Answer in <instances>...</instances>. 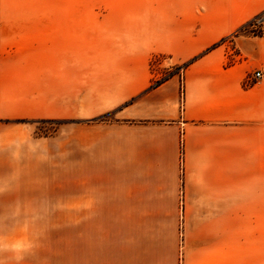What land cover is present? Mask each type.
<instances>
[{
	"label": "rangeland",
	"instance_id": "obj_1",
	"mask_svg": "<svg viewBox=\"0 0 264 264\" xmlns=\"http://www.w3.org/2000/svg\"><path fill=\"white\" fill-rule=\"evenodd\" d=\"M196 3L0 0V129L3 139L12 140L14 156H24L28 146L39 157L44 142L75 124L119 122L120 108L89 112L99 100H109V61L148 51L156 76L181 75L192 61L175 66L157 46L207 40L197 33L202 6ZM252 21L255 26L248 27ZM252 21L218 39L205 54L229 46L227 65H233L236 40L264 31V13ZM59 97L79 100L78 113L71 114L75 110L68 105L58 107ZM16 174L13 185L2 190L15 194L9 199L17 203L3 206L29 209L0 210V264H264V211L232 209L239 206L232 203L210 212L45 209L91 206L90 194L109 190V180H76V185L61 180V192L81 194L80 203L64 205L40 170ZM184 186L180 177L179 202Z\"/></svg>",
	"mask_w": 264,
	"mask_h": 264
},
{
	"label": "crops",
	"instance_id": "obj_2",
	"mask_svg": "<svg viewBox=\"0 0 264 264\" xmlns=\"http://www.w3.org/2000/svg\"><path fill=\"white\" fill-rule=\"evenodd\" d=\"M199 2L197 33L207 40L157 46L175 66L192 61L181 75L156 76L148 51L109 61V103L99 100L89 112L120 108L119 122L69 126L42 144L39 157L28 146L24 156L15 157L12 140L3 139L0 129V210L29 209L3 206L17 202L2 187L12 186L19 171L40 170L45 185L57 187V200L64 205L67 200L80 203L81 194L61 192V180H74L75 185L76 180H109V190L90 194L95 197L91 206L45 209L165 212L183 207L210 212L232 203L239 205L232 209L264 211V85L246 83L249 74L264 70V37L236 40V61L230 66L229 46L205 54L218 39L262 15L264 0ZM57 105L73 107L75 115L80 102L59 97ZM180 177L185 179L183 202Z\"/></svg>",
	"mask_w": 264,
	"mask_h": 264
},
{
	"label": "built area",
	"instance_id": "obj_3",
	"mask_svg": "<svg viewBox=\"0 0 264 264\" xmlns=\"http://www.w3.org/2000/svg\"><path fill=\"white\" fill-rule=\"evenodd\" d=\"M246 83L248 85H252V84H262V85H264V70L263 69H258V70H255L254 72H252L247 77ZM180 155H181L180 156V160H181V163L183 165V157H184V154H183V143H182V149H181Z\"/></svg>",
	"mask_w": 264,
	"mask_h": 264
},
{
	"label": "trees",
	"instance_id": "obj_4",
	"mask_svg": "<svg viewBox=\"0 0 264 264\" xmlns=\"http://www.w3.org/2000/svg\"><path fill=\"white\" fill-rule=\"evenodd\" d=\"M255 26V21H252L251 23L248 24V27H254ZM246 27H244L243 29H245ZM247 29V28H246ZM245 29V30H246ZM250 34L253 36V37H264V31H261V30H252L250 32Z\"/></svg>",
	"mask_w": 264,
	"mask_h": 264
}]
</instances>
